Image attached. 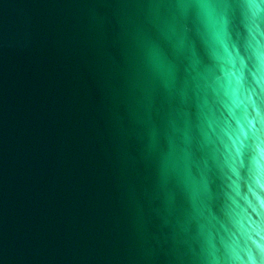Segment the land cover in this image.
Returning <instances> with one entry per match:
<instances>
[{
    "label": "water",
    "instance_id": "obj_1",
    "mask_svg": "<svg viewBox=\"0 0 264 264\" xmlns=\"http://www.w3.org/2000/svg\"><path fill=\"white\" fill-rule=\"evenodd\" d=\"M0 264H264V0H0Z\"/></svg>",
    "mask_w": 264,
    "mask_h": 264
}]
</instances>
